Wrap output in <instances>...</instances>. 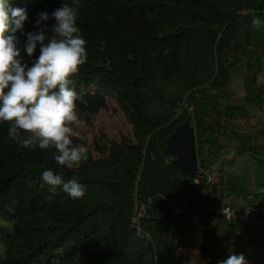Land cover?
I'll return each mask as SVG.
<instances>
[{
  "label": "trees",
  "instance_id": "trees-1",
  "mask_svg": "<svg viewBox=\"0 0 264 264\" xmlns=\"http://www.w3.org/2000/svg\"><path fill=\"white\" fill-rule=\"evenodd\" d=\"M11 3L27 9L25 31L32 32L39 12L51 14L73 0ZM76 6L88 57L74 76L77 110L94 116L110 95L131 124L133 139L122 137L110 144L107 158L88 154L77 169H68L56 164L54 149H24L8 137V123H0V219L10 222L0 225V264H55L58 258L59 264H182L175 245L187 215H176L171 206L188 203L196 209L200 199L222 205L205 196L217 185L208 183L211 163L202 148H221L220 140L227 138L236 142L239 155L254 153L252 141L264 135L254 127L243 133L232 122L245 113L231 104L228 89L238 72L245 73L248 102L260 86L264 28L254 29L251 21L264 17V0H77ZM23 55L31 63L39 47L32 58ZM193 60L201 75L192 71ZM180 81L191 91L186 101L194 107L191 114L179 109L180 96L169 94ZM207 83L212 93L201 89L199 97L192 95ZM84 87L90 89L83 93ZM188 116L201 156L198 172L189 177L163 154L165 139ZM48 168L65 179L75 176L86 186L85 196L72 199L59 187L53 194L40 179ZM145 198L151 204L139 229L148 241L139 236L140 241L131 237V218L134 200ZM114 210L117 220L106 222ZM201 228L199 251L209 259L206 264L226 259V242L211 225Z\"/></svg>",
  "mask_w": 264,
  "mask_h": 264
},
{
  "label": "clouds",
  "instance_id": "clouds-1",
  "mask_svg": "<svg viewBox=\"0 0 264 264\" xmlns=\"http://www.w3.org/2000/svg\"><path fill=\"white\" fill-rule=\"evenodd\" d=\"M76 4L73 0L51 14L39 12L37 30L27 32V9L0 0V123H8V137L24 149H54L56 164L68 169L89 158L88 148L73 141V125L79 123L74 76L88 58ZM49 21H54L51 27ZM251 26L264 28V17L254 16ZM38 47L39 55L26 62L23 54L32 58ZM40 179L53 194L59 187L72 199L85 196L86 186L75 176L65 179L48 168ZM218 264L248 261L243 253L230 252Z\"/></svg>",
  "mask_w": 264,
  "mask_h": 264
},
{
  "label": "crops",
  "instance_id": "crops-1",
  "mask_svg": "<svg viewBox=\"0 0 264 264\" xmlns=\"http://www.w3.org/2000/svg\"><path fill=\"white\" fill-rule=\"evenodd\" d=\"M241 86L237 87L234 95L236 104L245 113V117L232 121L242 126L243 133L251 134V128L264 131V78H259V88L255 91L253 101L246 100L244 89L245 73L241 76ZM263 77V76H261ZM221 148H202V157L211 163L210 172H206L209 184L217 185L213 194L205 193L211 199L220 200L221 204L233 208H244L251 205L264 207V167L254 164L250 154L264 157V135L259 136L251 143L257 148L254 153H237L236 142L231 139H221ZM198 156V155H197ZM201 156L198 157V161ZM205 203L202 199L197 201L195 207ZM202 219L199 224H194L189 216L183 219L186 224L181 229V238L175 247L177 253L182 255V264H206L209 259H204L199 251L202 243L201 231L203 226L211 225L215 237L224 240L228 245V252L243 253L248 264H264V216L252 217L243 221H223L219 217Z\"/></svg>",
  "mask_w": 264,
  "mask_h": 264
},
{
  "label": "rangeland",
  "instance_id": "rangeland-1",
  "mask_svg": "<svg viewBox=\"0 0 264 264\" xmlns=\"http://www.w3.org/2000/svg\"><path fill=\"white\" fill-rule=\"evenodd\" d=\"M242 13V12H241ZM192 65V71L194 70L195 74L201 75V73L198 74V64L196 61L191 62ZM243 73L238 72L235 73L232 77V80L228 86V89L233 95L235 94L234 91H237V87L241 86V80ZM263 77H260V79H263ZM90 88L84 87L82 89V92L84 93L86 90ZM205 90L209 93H212V89L210 88L209 83L205 84L202 87H199L197 89L192 90V95H195V97H199V90ZM77 92V88H75ZM198 90V91H197ZM94 91V90H92ZM171 94H177L182 98L181 103L179 104V109L186 108L188 109L189 113L193 111L192 107L193 105L190 104L187 106L186 101L188 99V95L191 94V91H185L183 89V83L176 82L175 85L171 88V91L169 93ZM237 98L234 95L231 99V104L236 103ZM192 105V106H191ZM191 111V112H190ZM78 117H79V123L73 125L74 133L73 136L74 139H76V144H83L88 148V154H91L93 158L98 159L102 158L105 159L108 156V149L110 148V144L112 142H119L122 137H127L130 139H133V128L131 124L128 122L126 116L124 115L123 110L119 107L117 101L111 97L110 95L106 96V106L104 109L100 110L96 115L91 116L87 113H80L78 110ZM190 117V116H188ZM191 118V117H190ZM80 165L74 166V169H77ZM136 204V199L134 200ZM118 211H111L105 218L106 222L116 221V213ZM135 212V205L133 209V213ZM134 214H132L133 216ZM107 219V220H106ZM0 225L2 226H9L10 222L6 219H0ZM131 229L133 230V233H131V237L134 239L140 240V237L144 239V241H148V238L141 234L139 228H135L131 223ZM140 236V237H139ZM142 241V240H140ZM3 237L0 236V256L3 254ZM179 257L182 258V255L178 254ZM60 259L58 258L54 263L59 264Z\"/></svg>",
  "mask_w": 264,
  "mask_h": 264
},
{
  "label": "built area",
  "instance_id": "built-area-1",
  "mask_svg": "<svg viewBox=\"0 0 264 264\" xmlns=\"http://www.w3.org/2000/svg\"><path fill=\"white\" fill-rule=\"evenodd\" d=\"M150 204L151 198H145L136 202L135 212L131 218V223L135 228H139V221L147 216V210ZM171 207L176 215L189 216L195 225L199 224L202 219L208 218L211 215L219 217L226 222L243 221L249 220L252 217L264 216V207L257 205H251L239 209L226 204L211 205L209 203H205L199 207H195L196 209H192L189 208L188 203H186L183 206L184 208L175 205Z\"/></svg>",
  "mask_w": 264,
  "mask_h": 264
},
{
  "label": "water",
  "instance_id": "water-1",
  "mask_svg": "<svg viewBox=\"0 0 264 264\" xmlns=\"http://www.w3.org/2000/svg\"><path fill=\"white\" fill-rule=\"evenodd\" d=\"M163 154L171 157L172 163L179 168L184 176H191L198 172V156L194 127L190 125V117L177 127L166 139ZM254 164L264 167V157L250 154ZM211 219L214 216L211 215Z\"/></svg>",
  "mask_w": 264,
  "mask_h": 264
}]
</instances>
